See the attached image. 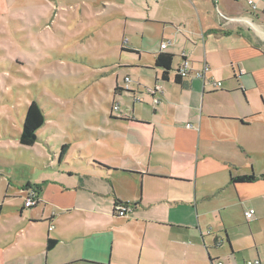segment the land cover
Here are the masks:
<instances>
[{
	"label": "crops",
	"instance_id": "1",
	"mask_svg": "<svg viewBox=\"0 0 264 264\" xmlns=\"http://www.w3.org/2000/svg\"><path fill=\"white\" fill-rule=\"evenodd\" d=\"M254 1L257 10L248 0L113 2L126 26L162 32L121 45L104 69L113 96L87 118L86 142L84 132L43 139L55 122L45 115L33 179H0V264L264 261V0ZM160 54L173 55L167 76ZM183 55L195 69L209 65L205 82L178 77ZM248 175L258 179L232 182ZM30 190L40 202L25 208ZM117 204L132 213L117 215Z\"/></svg>",
	"mask_w": 264,
	"mask_h": 264
},
{
	"label": "rangeland",
	"instance_id": "2",
	"mask_svg": "<svg viewBox=\"0 0 264 264\" xmlns=\"http://www.w3.org/2000/svg\"><path fill=\"white\" fill-rule=\"evenodd\" d=\"M113 2L118 0H13L0 7V179L26 186L37 172L44 144L19 141L32 102L55 119L43 139L84 132L86 142L87 118L113 96L112 78L102 80L104 69L118 62L121 45L161 34L154 24L126 26ZM6 237L0 228V242Z\"/></svg>",
	"mask_w": 264,
	"mask_h": 264
},
{
	"label": "built area",
	"instance_id": "3",
	"mask_svg": "<svg viewBox=\"0 0 264 264\" xmlns=\"http://www.w3.org/2000/svg\"><path fill=\"white\" fill-rule=\"evenodd\" d=\"M248 4L252 7L253 10H257V4L254 0H248ZM225 19V18H224ZM226 20H228L226 18ZM171 44V41H166L161 44V50H165L169 45ZM210 72V67L208 64H205L201 69H195L191 66L190 62L187 61L185 56L183 55V61L181 63L180 68L178 69V77L181 79L188 78L190 76H194L203 82L206 81L207 75ZM131 80L130 78L125 79V90H129V84ZM217 87H221L222 83L218 82L215 84ZM151 94L153 95V100L155 105H158L161 103V96L163 95V88L162 86L156 85L153 89L150 90ZM119 109V106H114L113 110L117 111ZM188 128H191V125H187ZM40 200L38 198V194L35 190H30L27 193V196L25 198V208H32L39 204ZM115 213L119 216L125 217L132 213L133 208L129 204H117L114 208ZM255 211L253 209H250L245 212V217L247 220H251L254 218ZM54 227L51 226L50 230H53ZM215 264H223V262H217ZM246 264H264V261L261 259L253 260V261H247Z\"/></svg>",
	"mask_w": 264,
	"mask_h": 264
},
{
	"label": "trees",
	"instance_id": "4",
	"mask_svg": "<svg viewBox=\"0 0 264 264\" xmlns=\"http://www.w3.org/2000/svg\"><path fill=\"white\" fill-rule=\"evenodd\" d=\"M173 55L160 54L156 59V67L164 69V76H167L169 71L172 70ZM45 124V114L42 108L36 103L32 102L27 109L25 120L22 127L20 136V144L23 146L31 147L38 142V131ZM67 146H63L62 154L66 151ZM264 178V176H262ZM258 178L255 175L239 176L232 178L234 183H252ZM57 241L49 239L47 249L52 250Z\"/></svg>",
	"mask_w": 264,
	"mask_h": 264
}]
</instances>
